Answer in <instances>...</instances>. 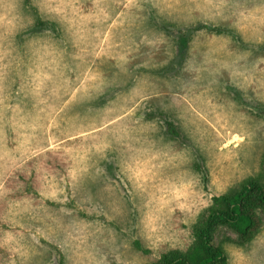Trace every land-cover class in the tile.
I'll list each match as a JSON object with an SVG mask.
<instances>
[{
  "label": "rangeland",
  "instance_id": "1",
  "mask_svg": "<svg viewBox=\"0 0 264 264\" xmlns=\"http://www.w3.org/2000/svg\"><path fill=\"white\" fill-rule=\"evenodd\" d=\"M263 166L264 0H0V264H153Z\"/></svg>",
  "mask_w": 264,
  "mask_h": 264
},
{
  "label": "trees",
  "instance_id": "2",
  "mask_svg": "<svg viewBox=\"0 0 264 264\" xmlns=\"http://www.w3.org/2000/svg\"><path fill=\"white\" fill-rule=\"evenodd\" d=\"M166 125L171 135L178 134L172 122ZM262 210L264 166L259 175L247 179L239 188L212 199L207 213L194 227V241L187 250L163 253L153 264H229L225 250L214 243L215 233L220 227H229L239 235L241 243H250L261 229L257 213Z\"/></svg>",
  "mask_w": 264,
  "mask_h": 264
}]
</instances>
